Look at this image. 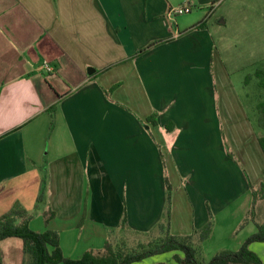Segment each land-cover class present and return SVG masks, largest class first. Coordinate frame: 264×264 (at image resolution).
I'll return each instance as SVG.
<instances>
[{
  "label": "crops",
  "instance_id": "obj_1",
  "mask_svg": "<svg viewBox=\"0 0 264 264\" xmlns=\"http://www.w3.org/2000/svg\"><path fill=\"white\" fill-rule=\"evenodd\" d=\"M236 1L0 0V216L18 202L40 213L43 231V214L53 211L48 228L63 252L70 233L95 237L99 252L112 237L155 230L168 178L171 233L191 235L212 214L201 252L217 234L235 246L205 250L207 259L239 249L257 230L247 219L264 154L217 48ZM184 4L190 16H169ZM12 240L0 248L2 264L23 252ZM250 248L264 264V242ZM175 253L147 264H179Z\"/></svg>",
  "mask_w": 264,
  "mask_h": 264
},
{
  "label": "trees",
  "instance_id": "obj_2",
  "mask_svg": "<svg viewBox=\"0 0 264 264\" xmlns=\"http://www.w3.org/2000/svg\"><path fill=\"white\" fill-rule=\"evenodd\" d=\"M200 26V25H199ZM160 42V41H159ZM162 42V41H161ZM158 43V42H156ZM151 44L147 48L154 46ZM141 50L140 52L145 51ZM258 86L263 90V100L258 101L257 111L258 121L254 124L256 129L261 132L258 137L260 147L264 154V72H256ZM250 78V77H249ZM116 86L107 91L111 95ZM54 111L53 107L49 109ZM228 156L234 159L233 153L226 144ZM166 186V207L161 221L155 226V230L146 235L153 237L148 242H139L131 248L125 245V241L115 246L111 243V238L106 240L103 249L97 253L94 250L86 251L79 258H71L64 254L60 244V234L56 230L48 228L54 216L53 211L46 210L43 214L45 229L36 231L30 227L31 216L20 203L16 202L13 207L0 216V242L9 238L16 237L23 241L24 255H28V264H136L147 258L170 252H176L173 259L179 264H263L261 258L250 248L253 242H264V221L256 220V210L259 201L264 200V181L257 186L250 187L252 195V205L249 210L248 219L255 222L257 230L251 234L237 250H222L214 255L208 262L200 261V250L195 246V241H205L212 232L213 216L210 214L209 221L201 229L194 230L191 235H175L170 231L171 208H172V184L165 178ZM46 183L44 181L40 187L37 197L38 202H42L45 196ZM127 227V217L124 214L120 228L125 230ZM112 232L109 234L111 236ZM180 252L182 255L178 254ZM0 264L2 259L0 258ZM25 264V261H23ZM166 264V263H158Z\"/></svg>",
  "mask_w": 264,
  "mask_h": 264
},
{
  "label": "rangeland",
  "instance_id": "obj_3",
  "mask_svg": "<svg viewBox=\"0 0 264 264\" xmlns=\"http://www.w3.org/2000/svg\"><path fill=\"white\" fill-rule=\"evenodd\" d=\"M232 1V0H231ZM215 16H219L222 9L217 10ZM190 16L191 13L185 14ZM227 35V38L224 41H219V36L217 35V48L221 54L219 58L228 60L227 64L230 65L229 74L231 76V98L237 97L239 102L243 100L242 106L247 107L250 117L256 123L259 119V114L257 111V103L260 100H263V90L258 86V78L256 77V72L259 70L264 72V5L260 0H238L236 1L235 7L231 8L230 20L229 22L222 27ZM225 46L223 47V45ZM223 64V62H222ZM224 66V64H223ZM250 77V78H249ZM241 99V100H240ZM245 106H244V105ZM171 197L173 199L175 187L172 185ZM31 227L34 230L43 229L42 217L39 215L38 211H31ZM256 219L260 222L264 221V200L259 201L257 204L256 210ZM214 223V222H213ZM233 220H231V227L233 226ZM229 226V225H228ZM68 236V233H66ZM72 237L65 238L64 240V254L71 258H79L88 246H91L95 249L97 253L98 248H101L102 244L95 237H89L90 234L84 233L81 235L80 239L76 240L77 234H69ZM153 236L150 235H128L125 233L120 236H115L111 238V243L113 246L116 243L121 244L124 240L125 245L128 247H135L139 242H148ZM88 239H90L88 241ZM247 239V238H246ZM245 239V240H246ZM12 240V239H11ZM10 242H4L0 244V248H4L5 245L11 244ZM12 241H16V238H13ZM230 244L231 245H224ZM228 243L225 238L217 234L215 239L209 242L207 248L205 249L207 254L208 251L214 247L219 248L223 243V246L234 245V240L229 241ZM195 246L200 250V261H209L205 257V250L201 252V241H195ZM78 247L74 248V246ZM232 250V249H231ZM7 254L6 251L2 252L0 257H4ZM10 254V253H9ZM7 255L12 261H9V264L18 261L23 256L21 247L13 250L10 255ZM163 254L161 257L164 259L167 256ZM211 258V257H210ZM25 264H28L30 258L28 255H24ZM207 261V262H208ZM149 260L147 259L142 264H147Z\"/></svg>",
  "mask_w": 264,
  "mask_h": 264
},
{
  "label": "built area",
  "instance_id": "obj_4",
  "mask_svg": "<svg viewBox=\"0 0 264 264\" xmlns=\"http://www.w3.org/2000/svg\"><path fill=\"white\" fill-rule=\"evenodd\" d=\"M191 11H192V8L190 5L188 4L179 5L169 10V16L175 17L176 15L187 14V13H190ZM44 68L48 72L53 71V67L48 62L44 63Z\"/></svg>",
  "mask_w": 264,
  "mask_h": 264
}]
</instances>
